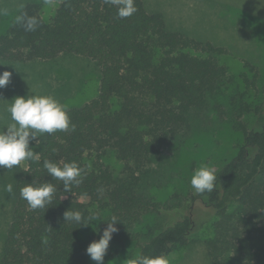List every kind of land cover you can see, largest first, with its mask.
I'll return each instance as SVG.
<instances>
[{"label": "trees", "instance_id": "trees-1", "mask_svg": "<svg viewBox=\"0 0 264 264\" xmlns=\"http://www.w3.org/2000/svg\"><path fill=\"white\" fill-rule=\"evenodd\" d=\"M41 4L29 2L18 13L39 19L35 31L13 20L0 32V60L87 57L99 66L100 90L91 101L67 109L75 130L45 133L39 143H30L39 163L25 160L11 169L13 206L0 264H87L86 249L93 240L84 239L82 231L94 226L103 233L107 222L81 227L65 222L70 208L85 215L99 211L105 221L115 215L119 231L112 240L119 243L138 237L135 226L153 208L163 213L166 224L142 240L140 254L168 257L188 242L194 219L182 206L163 209L149 200L141 192L147 188L141 177L149 175L148 165L187 125L192 111L211 100L231 99L238 115L252 112L245 97L255 78L245 77L247 89L237 91L238 98L230 91L236 80L220 60L226 49L169 29L163 15L149 12L144 0H135L137 11L123 19L104 0H59L47 21ZM256 110L259 126L236 124L244 136L236 155L216 173L214 190L199 194L219 215L206 241L212 264H264V108ZM109 151L125 163L118 175L103 159ZM45 160L75 161L81 182L66 192L63 181L43 167ZM33 181L55 186L45 208L32 209L20 196V189Z\"/></svg>", "mask_w": 264, "mask_h": 264}, {"label": "rangeland", "instance_id": "rangeland-1", "mask_svg": "<svg viewBox=\"0 0 264 264\" xmlns=\"http://www.w3.org/2000/svg\"><path fill=\"white\" fill-rule=\"evenodd\" d=\"M29 2L42 3L41 14L47 21L59 5V0H53L52 6L46 5L44 0H0V9L7 10V15H0V32ZM144 2L149 12L163 15L169 29L180 30L198 41L211 42L226 49L220 60L236 80L230 90L233 94L246 91L248 82L245 77L249 80L255 78V86L247 89L245 97L251 103L252 112L238 115L231 99L211 100L204 109L192 111L187 125L171 136L170 142L148 165L149 175L141 177L147 188L139 191L149 200L163 209L166 206H182L185 212L190 211L194 219L195 227L188 242L178 246L168 256L170 264H212L206 241L213 235L219 215L192 189L190 178L204 164L213 167L216 174L236 155L244 137L243 131L236 128L238 122L248 128L259 126L256 109L264 108V0ZM3 71H11L13 75L11 82L0 89V131L11 122V115L6 109L17 96L53 95L68 109L91 101L100 90L98 64L76 54H62L50 60H0V73ZM236 96L240 97L239 94ZM103 159L115 175L125 167L113 151H109ZM8 184L14 187L11 170L0 168V257L13 206V192L5 191ZM163 224H166L163 213L151 208L135 226L134 233L138 237H128L120 243L110 241L103 264H127L129 257L140 254L142 240ZM101 235L94 226L82 231L86 240H98ZM87 264L96 262L89 257Z\"/></svg>", "mask_w": 264, "mask_h": 264}, {"label": "clouds", "instance_id": "clouds-1", "mask_svg": "<svg viewBox=\"0 0 264 264\" xmlns=\"http://www.w3.org/2000/svg\"><path fill=\"white\" fill-rule=\"evenodd\" d=\"M44 3L52 6L53 0H44ZM104 3L116 7L117 16L121 19L129 17L137 11L135 0H104ZM0 15H7V10L0 9ZM15 23L25 31L33 32L40 21L37 17L22 12L15 17ZM12 75L11 71L0 73V89L5 88L11 82ZM6 110L11 115V122L0 131V168L11 170L25 160L39 163V153L30 147L32 141L39 143L38 138L45 133L68 131L70 127L75 130V125L71 124L66 106L53 95L17 96ZM52 151L55 152L56 149ZM43 167L51 177L63 181L66 192L71 190L72 184L81 182L79 178L82 175V169L75 161L56 163L45 160ZM216 179L214 168L204 164L194 171L190 178V185L196 193H210L214 190ZM5 191L12 193L13 186L8 184ZM97 191L102 192V189ZM54 193L55 186L53 184L37 185L35 181L27 183L20 189L21 198L27 201L32 209L45 208L46 205L51 204ZM63 219L65 222L78 224L79 227L94 225L93 222H107V227L103 230L100 238L92 241L86 249V253L92 261H95L96 264H103L110 241L119 231L117 224L120 221L118 218L113 215L105 221L99 211H89L85 215L80 210L70 208L64 212ZM99 232L100 229L97 233L99 234ZM127 264H170V262L168 257L163 254L154 257L137 254L129 257Z\"/></svg>", "mask_w": 264, "mask_h": 264}]
</instances>
